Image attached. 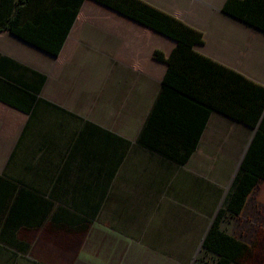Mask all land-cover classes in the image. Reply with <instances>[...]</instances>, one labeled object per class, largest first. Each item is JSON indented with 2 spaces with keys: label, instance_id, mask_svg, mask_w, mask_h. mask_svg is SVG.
Segmentation results:
<instances>
[{
  "label": "crops",
  "instance_id": "crops-1",
  "mask_svg": "<svg viewBox=\"0 0 264 264\" xmlns=\"http://www.w3.org/2000/svg\"><path fill=\"white\" fill-rule=\"evenodd\" d=\"M142 1L203 43L95 0L71 30L74 0H0V27L21 10L31 34L67 36L53 55L0 30V264H56L59 231L62 264H193L194 229L201 245V222L241 216L264 183L242 169L264 127V0Z\"/></svg>",
  "mask_w": 264,
  "mask_h": 264
},
{
  "label": "trees",
  "instance_id": "trees-1",
  "mask_svg": "<svg viewBox=\"0 0 264 264\" xmlns=\"http://www.w3.org/2000/svg\"><path fill=\"white\" fill-rule=\"evenodd\" d=\"M84 1L85 0H74L75 4L72 10V17L69 21L70 30ZM95 1L124 14V16L140 22L143 25L149 26L155 29V31L168 35L179 43L178 48L182 47V44L192 47L196 43H203L202 32L188 27L181 22V20L156 9L142 0ZM231 1L232 0H229L224 8L226 11L228 10ZM21 15L22 12L20 10L17 15L12 16L5 25L1 26L0 30H9L11 33L28 41L30 44L38 46L50 54L58 55L64 47L67 38L66 34L59 36V40L56 42H54L53 36L31 34L29 32L30 22L26 21V23L23 24ZM154 56L158 60L170 61L169 58H166L161 52H156ZM261 131L264 132V127H261L256 136L255 142L252 145V149H250L249 157H247L242 164V169L245 170L246 173H253L256 176H259L260 172L264 170V161L262 162L259 157L250 159V153L252 155V152L260 153L261 151L264 154V147H261V144L259 145L257 143ZM252 179L255 180V178ZM253 180H251L252 184ZM242 186H244L243 181L239 183V187ZM248 188V186H245V190H248ZM227 210L230 211L232 215H236L244 209L243 206L223 207L221 211H219L216 220L213 222V226L210 227L206 240L203 243L202 252L204 254H210L215 264H234L245 248L242 240L228 234L221 228L222 219L225 217Z\"/></svg>",
  "mask_w": 264,
  "mask_h": 264
},
{
  "label": "rangeland",
  "instance_id": "rangeland-1",
  "mask_svg": "<svg viewBox=\"0 0 264 264\" xmlns=\"http://www.w3.org/2000/svg\"><path fill=\"white\" fill-rule=\"evenodd\" d=\"M211 222V220L201 222V226L199 227L200 235L198 234L201 236V239H203V235L205 234V231ZM197 223L198 222H196V224ZM196 226L195 228H197ZM221 228L242 240L243 244L245 245L243 253L234 264H264V183L259 184L249 202L247 211L241 216L228 219L226 218L225 221L222 222ZM91 233L93 237H102V234H104L106 238H113L112 234L108 232L91 231ZM194 234L195 240L193 245L195 250L192 251L190 255V262L193 264H214L210 254H204L202 252L203 250L200 252L197 251L200 242H198L199 238L196 236V229H194ZM67 236L68 235H66L65 231H59L58 236H56V264H62V253L64 252L65 246L69 245L66 244V241L68 240L66 238ZM187 238L188 237H186V240ZM72 247L75 249V251H78L81 245L73 244ZM109 249L110 248H106V250ZM129 251L134 255V253L136 254V252L139 250H132L131 248ZM140 253H146L148 254V257L151 258L174 257L179 258V260L182 261H187V256L189 255V253H180L179 251H162L163 255H160L155 251L148 250L140 251Z\"/></svg>",
  "mask_w": 264,
  "mask_h": 264
},
{
  "label": "water",
  "instance_id": "water-1",
  "mask_svg": "<svg viewBox=\"0 0 264 264\" xmlns=\"http://www.w3.org/2000/svg\"><path fill=\"white\" fill-rule=\"evenodd\" d=\"M211 226H213V223L211 222V224H210V226H209V228L208 229H210V227ZM206 237V236H205ZM203 241H205V238H204V240ZM203 241L201 242V245H200V249L203 247ZM200 249H199V251L198 252H200Z\"/></svg>",
  "mask_w": 264,
  "mask_h": 264
}]
</instances>
